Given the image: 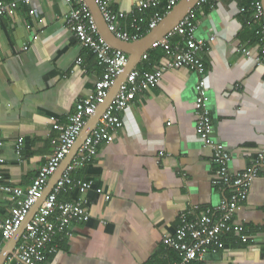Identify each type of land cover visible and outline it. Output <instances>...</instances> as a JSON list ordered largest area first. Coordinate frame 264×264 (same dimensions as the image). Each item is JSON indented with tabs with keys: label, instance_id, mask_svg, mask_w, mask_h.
Returning <instances> with one entry per match:
<instances>
[{
	"label": "crops",
	"instance_id": "obj_1",
	"mask_svg": "<svg viewBox=\"0 0 264 264\" xmlns=\"http://www.w3.org/2000/svg\"><path fill=\"white\" fill-rule=\"evenodd\" d=\"M139 1L109 2V10L122 16L119 28L137 37L130 43L141 39L143 30L149 33L155 13L166 14L160 8L140 11ZM251 3L211 0L195 10L202 73L187 68L165 72L159 84L137 94L120 113L122 127L113 141L101 144L89 163L71 173L94 183L85 195L89 220L73 224V237L56 240L50 264L178 262L175 252L163 246V236L174 232L181 212L215 207L227 194L211 184L213 153L196 131L199 82L210 98L212 139L229 151L230 168L242 172L264 152V66L253 62L259 50L256 25L248 10L241 11ZM34 8L37 18L30 14ZM69 11L61 0H33L0 24L2 172L11 188L31 186L54 150L58 133L50 118L66 124L76 102L95 89L103 74L95 55L68 31ZM178 41L172 37V43ZM144 55L133 70L152 72L170 59L160 48ZM75 161H82L78 152ZM77 193L71 201L80 200ZM15 201L0 192V222L11 215ZM233 224L243 227L247 242H241V234L228 235L224 248L209 252L204 264H264L263 176L252 183Z\"/></svg>",
	"mask_w": 264,
	"mask_h": 264
},
{
	"label": "built area",
	"instance_id": "obj_2",
	"mask_svg": "<svg viewBox=\"0 0 264 264\" xmlns=\"http://www.w3.org/2000/svg\"><path fill=\"white\" fill-rule=\"evenodd\" d=\"M32 1L0 0V24L3 17L13 16L22 6L29 7ZM61 1L70 7L65 21L68 31L82 47L89 49L95 55L98 65L103 67V74L96 83L95 89L76 102L74 112L67 118L66 124L59 123L55 117L50 118L52 130L58 133L57 137L52 140L54 150L27 190L11 188L4 184L2 172L4 141L0 131V192L10 194L16 200L11 215L0 222V255L26 220L50 178L71 152L89 119L107 98L115 81L124 72L128 63L126 54L114 49L100 35L98 25L86 0ZM94 1L109 32L124 42L137 39L119 28L118 20L122 16L109 10L110 0ZM179 1L141 0L137 3V9L147 11L160 8L167 14ZM210 2L211 0H199L194 9L170 33L151 45L152 49H162L170 59L152 72L132 70L127 75L115 97L100 116L96 127L80 146L78 154H81L82 161H75L66 167L15 246L16 258L8 256L3 264H15L16 262L50 264V258L56 253V240L73 237V224L85 223L89 220V213L86 209L88 202L85 195L93 190L94 183L92 180L82 181L72 178L71 173L76 168L89 163L101 144H109L113 141L115 133L122 127L120 113L130 106L137 94L159 84L165 72L187 68L199 74L202 73L203 64L197 56L202 45L195 39V10ZM253 8V17L260 22L257 33L259 50L253 62L264 66V21L261 1L254 2ZM241 11L244 12L245 9ZM30 14L35 18L39 17L36 8L32 9ZM162 18L159 13H155L148 24V32L155 29ZM173 36L179 38L177 43L171 42ZM142 58L146 59L147 56L143 55ZM195 92L196 131L202 145L213 153L212 161L215 169L211 184L227 194L215 207L193 208L180 213L179 223L174 232L165 234L162 238L163 246L178 256V262L175 264H204L205 256L209 252L223 249L225 237L233 233L241 234V242L246 243L247 238L242 236L243 227L233 224L234 215L238 206L246 201L252 183L258 177H264V152H259L242 172H235L230 168L229 151L212 139L210 98L201 82L196 85ZM22 143V138H20L15 147L17 155L21 152ZM159 155L163 156L162 153ZM70 191L79 192L80 200L61 201L59 199L61 194ZM106 199L109 198L106 197Z\"/></svg>",
	"mask_w": 264,
	"mask_h": 264
},
{
	"label": "water",
	"instance_id": "obj_3",
	"mask_svg": "<svg viewBox=\"0 0 264 264\" xmlns=\"http://www.w3.org/2000/svg\"><path fill=\"white\" fill-rule=\"evenodd\" d=\"M88 6L94 16L96 23L99 28L100 35L102 36L105 41L111 45L114 49L119 50L128 55V63L124 70V72L117 78L115 81L112 89L110 90L107 98L103 101V103L99 106L96 113L89 119L87 125L82 130L80 136L76 140V143L71 150V152L66 156V158L62 161L61 165L50 178L47 186L45 187L44 191L38 198L36 204L31 209L29 215L27 216L26 220L14 234L10 242L4 248L2 254L0 255V264H3L4 261L8 256L15 257L14 249L17 245L18 241L20 240L21 236L23 235L27 225L31 222L35 214L37 213L39 207L42 205L43 201L47 197V195L52 191L55 184L60 179L61 175L63 174L66 167L71 163L73 158L75 157L76 153L78 152L80 146L87 138V136L94 130L96 127L98 120L102 113L105 111L106 107L115 97L119 87L124 83L126 80L127 75L135 69L137 64L140 62L142 56L151 48V45L161 40L165 37L168 33H170L179 23L182 21L192 9H194L195 5L198 3L199 0H180L159 22L157 27L151 30L148 34H146L141 39L135 42H124L117 39L111 32H109L107 24L102 17L99 9L97 8L94 0H86ZM261 5L263 8V21H264V0H260Z\"/></svg>",
	"mask_w": 264,
	"mask_h": 264
},
{
	"label": "trees",
	"instance_id": "obj_4",
	"mask_svg": "<svg viewBox=\"0 0 264 264\" xmlns=\"http://www.w3.org/2000/svg\"><path fill=\"white\" fill-rule=\"evenodd\" d=\"M251 2H252V0H251ZM254 2H256V0H253V3ZM253 3H251L250 5H248V7L247 8H245V10H248V18L250 19V20H252V23H254V25H256V30H255V33H258V30H259V26H258V24L256 23V22H254V20H253V11H254V8H253ZM153 12V11H152ZM147 34V32H146V30H143L142 32H140V37H143V36H145ZM258 36V35H257ZM259 38V37H258ZM259 40V39H258ZM78 197V193L76 192V191H70V192H68V193H65V194H63V195H60L59 196V199L60 200H62V201H71V200H73V199H76Z\"/></svg>",
	"mask_w": 264,
	"mask_h": 264
}]
</instances>
